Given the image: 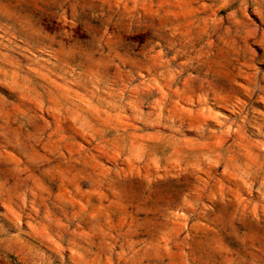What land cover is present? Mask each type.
<instances>
[{"label":"rangeland","instance_id":"rangeland-1","mask_svg":"<svg viewBox=\"0 0 264 264\" xmlns=\"http://www.w3.org/2000/svg\"><path fill=\"white\" fill-rule=\"evenodd\" d=\"M0 264H264V0H0Z\"/></svg>","mask_w":264,"mask_h":264}]
</instances>
